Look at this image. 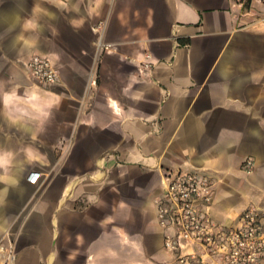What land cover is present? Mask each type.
I'll list each match as a JSON object with an SVG mask.
<instances>
[{
    "label": "crops",
    "instance_id": "obj_1",
    "mask_svg": "<svg viewBox=\"0 0 264 264\" xmlns=\"http://www.w3.org/2000/svg\"><path fill=\"white\" fill-rule=\"evenodd\" d=\"M35 54L57 83L30 75ZM177 170L213 179L224 226L264 212V0H0V245L15 264H174L157 205Z\"/></svg>",
    "mask_w": 264,
    "mask_h": 264
},
{
    "label": "built area",
    "instance_id": "obj_2",
    "mask_svg": "<svg viewBox=\"0 0 264 264\" xmlns=\"http://www.w3.org/2000/svg\"><path fill=\"white\" fill-rule=\"evenodd\" d=\"M99 45L107 47L101 41ZM25 67L41 84L59 81L58 70L46 55H33ZM255 166V160L248 158L243 170L250 174ZM41 176L40 171H33L28 180L36 184ZM162 187L157 218L165 231L164 248L174 254V264H258L264 256V212L249 207L236 225L216 222L209 213L214 181L195 171H167ZM0 253V264H15L12 247L0 245Z\"/></svg>",
    "mask_w": 264,
    "mask_h": 264
}]
</instances>
